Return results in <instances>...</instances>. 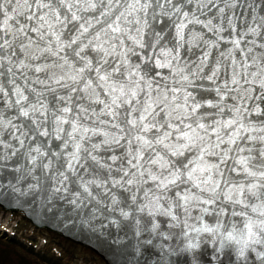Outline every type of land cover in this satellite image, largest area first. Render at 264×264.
Wrapping results in <instances>:
<instances>
[{
    "label": "snow or ice",
    "instance_id": "1",
    "mask_svg": "<svg viewBox=\"0 0 264 264\" xmlns=\"http://www.w3.org/2000/svg\"><path fill=\"white\" fill-rule=\"evenodd\" d=\"M12 200L136 264H264V0H0Z\"/></svg>",
    "mask_w": 264,
    "mask_h": 264
},
{
    "label": "water",
    "instance_id": "2",
    "mask_svg": "<svg viewBox=\"0 0 264 264\" xmlns=\"http://www.w3.org/2000/svg\"><path fill=\"white\" fill-rule=\"evenodd\" d=\"M0 209L9 213H19L33 228L45 230L89 250L103 264H136L135 259L130 257L124 248L115 246L111 241L98 237L87 230L73 227L70 223H63L61 220L53 219L50 215L44 216L38 208L34 210L32 206H26L12 200L10 202L5 201Z\"/></svg>",
    "mask_w": 264,
    "mask_h": 264
},
{
    "label": "rangeland",
    "instance_id": "3",
    "mask_svg": "<svg viewBox=\"0 0 264 264\" xmlns=\"http://www.w3.org/2000/svg\"><path fill=\"white\" fill-rule=\"evenodd\" d=\"M0 236L4 239H15L26 247L29 245L28 240L32 239L33 252L47 250L56 257L62 256V264H103L89 250L72 244L57 235H50L33 228L19 213H9L0 209Z\"/></svg>",
    "mask_w": 264,
    "mask_h": 264
},
{
    "label": "trees",
    "instance_id": "4",
    "mask_svg": "<svg viewBox=\"0 0 264 264\" xmlns=\"http://www.w3.org/2000/svg\"><path fill=\"white\" fill-rule=\"evenodd\" d=\"M52 235L55 236V234ZM28 242L29 245L26 247L15 239H4L0 236V264H62V256L56 257L47 250L33 252L32 239Z\"/></svg>",
    "mask_w": 264,
    "mask_h": 264
}]
</instances>
